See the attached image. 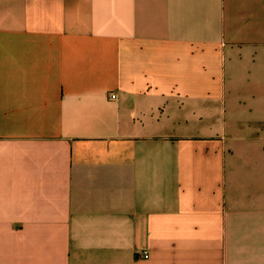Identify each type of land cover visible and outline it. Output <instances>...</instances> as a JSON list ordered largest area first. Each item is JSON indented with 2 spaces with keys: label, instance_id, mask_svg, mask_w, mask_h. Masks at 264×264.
<instances>
[{
  "label": "crops",
  "instance_id": "1",
  "mask_svg": "<svg viewBox=\"0 0 264 264\" xmlns=\"http://www.w3.org/2000/svg\"><path fill=\"white\" fill-rule=\"evenodd\" d=\"M0 264H264V0H0Z\"/></svg>",
  "mask_w": 264,
  "mask_h": 264
},
{
  "label": "built area",
  "instance_id": "2",
  "mask_svg": "<svg viewBox=\"0 0 264 264\" xmlns=\"http://www.w3.org/2000/svg\"><path fill=\"white\" fill-rule=\"evenodd\" d=\"M111 97H115V94H111ZM137 255L141 257H148L149 256V251L147 249H139L137 251Z\"/></svg>",
  "mask_w": 264,
  "mask_h": 264
}]
</instances>
